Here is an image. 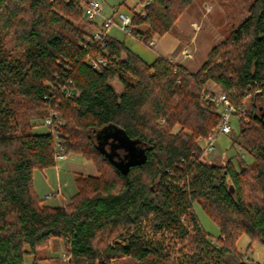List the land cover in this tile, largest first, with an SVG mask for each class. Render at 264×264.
Returning a JSON list of instances; mask_svg holds the SVG:
<instances>
[{
	"label": "trees",
	"instance_id": "trees-1",
	"mask_svg": "<svg viewBox=\"0 0 264 264\" xmlns=\"http://www.w3.org/2000/svg\"><path fill=\"white\" fill-rule=\"evenodd\" d=\"M90 1L0 0V264L28 256L37 264L52 240L64 242L70 264H250L236 245L244 236L248 251L264 245V0L196 73L160 56L147 63L110 36L86 43L77 24ZM192 3L139 0L146 16L133 13L131 34L148 46ZM94 57L107 61L101 71ZM210 82L246 112L236 116L254 162L239 170L232 160H201L199 140L220 122L213 96L204 99ZM52 112L64 125L34 132L31 120ZM116 129L147 155L127 176L100 149ZM58 142L98 174L75 175L70 201L53 207L36 193L34 174L57 166ZM124 155L118 149L115 158ZM196 205L219 238L203 228Z\"/></svg>",
	"mask_w": 264,
	"mask_h": 264
},
{
	"label": "rangeland",
	"instance_id": "rangeland-1",
	"mask_svg": "<svg viewBox=\"0 0 264 264\" xmlns=\"http://www.w3.org/2000/svg\"><path fill=\"white\" fill-rule=\"evenodd\" d=\"M96 1L101 5L103 16L107 18L113 17L114 21L118 24H120L119 14L133 16V13L142 11L139 0ZM254 2L255 0H193L191 6L184 11L174 23L173 29L165 34L183 36L184 39L187 40L188 47L183 54L185 58L188 53H190L192 57H187L189 60L183 66L189 73H196L206 62L211 50L222 43L233 30L241 26L249 17V10ZM115 9H119V11L115 13ZM102 22L103 19L100 17L96 19V22H91L84 15V18L80 19L77 25L87 33L86 35H90L98 26L102 25ZM147 27V25H144L140 26L138 29L146 31ZM130 28H132V26H130ZM108 35L111 38L125 43L128 48L147 63L154 62L158 57L154 51V46H156L154 39L156 40V38L165 36L157 34L147 46L143 41L134 37L132 34L124 33L117 25L110 28ZM153 42L154 45L152 46L151 43ZM170 61L172 62V60ZM112 85L117 93L123 91V87L118 81L114 80ZM206 89L208 94L204 99L207 100L212 96L214 98L215 95L219 96L224 94L221 88L213 82L208 83ZM213 102L217 108V113L220 115L222 111L221 108L217 107L215 100H213ZM251 102L249 98L245 101L244 105L246 109L251 107ZM44 121L45 119L42 118L31 120L30 125L33 131L37 133V131L46 130V134H49L52 127L46 126ZM160 122L162 125L164 124V121ZM230 124L232 132L229 135H219L216 138L214 144L215 150L213 153L206 154L203 150L201 153V160L207 163L220 165L226 163L228 160H232L239 170L241 165L252 164L254 162V157L245 150L246 143L241 137L239 117L236 115L232 116ZM208 137L207 139L199 140V144L202 145L203 149L207 147ZM83 165L84 161L81 157L75 158V160L68 158L65 161L59 162L57 167L35 172V190L38 196L44 201L45 205L60 207L70 201L72 195L76 192L74 182L75 174L78 172L87 174L85 169H80ZM54 194H56V196H53ZM48 195L51 197L46 199ZM195 209L203 228L210 237L214 239L219 238L220 230L218 225L200 206L196 205ZM249 245L250 240L245 236L242 237L236 245L238 254L243 258L242 261L249 262L250 264H263L264 245L259 242H254L252 248L248 251ZM37 256V264H70L67 248L64 242L60 240H52L49 246L39 250ZM64 257L68 258V260ZM34 261V257L28 256L26 258V264H34Z\"/></svg>",
	"mask_w": 264,
	"mask_h": 264
},
{
	"label": "built area",
	"instance_id": "built-area-1",
	"mask_svg": "<svg viewBox=\"0 0 264 264\" xmlns=\"http://www.w3.org/2000/svg\"><path fill=\"white\" fill-rule=\"evenodd\" d=\"M150 1H148L145 5H149ZM119 9H115V13L118 12ZM142 17L146 16V12L139 11L138 12ZM84 15L85 17L91 21V22H96L97 18H102L103 22L101 26H98V28H96V30L91 33L90 35H86L85 37V42L86 43H91L92 41H97V42H103L108 35V32L110 30V28L114 25L119 26V28L127 34H131V28L130 26H132V20L133 17L132 16H126L124 14H119V20H120V24L116 23L113 19V17L111 18H107L104 17L102 14V10H101V5L98 1L96 0H92L89 3L84 5ZM151 45H154V42L151 43ZM91 65L94 68V70L96 71H101L102 68H104L107 65V61L105 58L103 57H94L91 59ZM64 95L68 98H75L79 96L78 92H75L73 90L70 89H66L64 90ZM214 100L217 104V107L221 108V113H220V123L218 124V126L216 127L215 131L208 137L207 140V147H205L204 152L207 154H211L213 153V151L215 150V141L216 138L219 135H229L232 132V127L230 124V120L232 118V116L236 115V114H240V115H245L246 112L245 110H241L238 112V110L235 108V106L229 101V99L227 98V96L225 94L222 95H215ZM57 121V126H63L64 122L62 120H60L58 114L56 112H52V114L45 119L44 124L48 127H52L54 126V123ZM57 151H58V156H57V160H63L66 155L63 153V147L61 145V143H57ZM53 196H56V194H54ZM51 196H47L46 199H49ZM65 259L68 260V258L64 257Z\"/></svg>",
	"mask_w": 264,
	"mask_h": 264
},
{
	"label": "water",
	"instance_id": "water-1",
	"mask_svg": "<svg viewBox=\"0 0 264 264\" xmlns=\"http://www.w3.org/2000/svg\"><path fill=\"white\" fill-rule=\"evenodd\" d=\"M104 144H100V149L109 162L124 176H127L131 169L141 166L147 162V155L143 149L137 147L135 141H131L123 132L116 129L112 132L103 135ZM111 142V151L106 150V145ZM122 149L125 151L123 159H116V150Z\"/></svg>",
	"mask_w": 264,
	"mask_h": 264
},
{
	"label": "crops",
	"instance_id": "crops-1",
	"mask_svg": "<svg viewBox=\"0 0 264 264\" xmlns=\"http://www.w3.org/2000/svg\"><path fill=\"white\" fill-rule=\"evenodd\" d=\"M154 41L156 44V46H154L155 49L154 51L157 56L172 60V62L181 65H184L186 62H188L189 59L187 57L190 56L192 57L190 53L187 54L186 58L183 54L188 47L187 40H185L183 36H175V35L167 34L162 38H156V40L154 39ZM37 133L46 134V130H41L40 132L37 131ZM78 157L79 156H66L63 160L58 161V163L61 161H65L68 158H71V160H75V158ZM83 161H84V165L81 166L80 169H85V172L88 174V176H97L98 173L95 165L90 161H86V160ZM77 174L87 175L82 172H78Z\"/></svg>",
	"mask_w": 264,
	"mask_h": 264
},
{
	"label": "flooded vegetation",
	"instance_id": "flooded-vegetation-1",
	"mask_svg": "<svg viewBox=\"0 0 264 264\" xmlns=\"http://www.w3.org/2000/svg\"><path fill=\"white\" fill-rule=\"evenodd\" d=\"M111 142H112V139L109 140V143L106 146L108 151H111Z\"/></svg>",
	"mask_w": 264,
	"mask_h": 264
}]
</instances>
